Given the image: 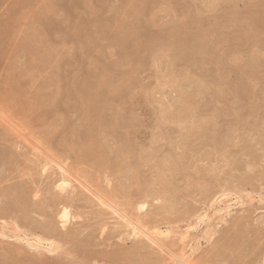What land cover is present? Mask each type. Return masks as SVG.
<instances>
[{
	"label": "rangeland",
	"instance_id": "1",
	"mask_svg": "<svg viewBox=\"0 0 264 264\" xmlns=\"http://www.w3.org/2000/svg\"><path fill=\"white\" fill-rule=\"evenodd\" d=\"M17 1L0 0V92L10 90L9 77L19 80L27 68L25 60L8 57L17 35L27 30L19 17L27 8H46L45 18L60 31V51L69 55L77 45V59L58 76L49 69L39 73L36 84L49 88L40 92L37 84L31 97L59 94L63 109L75 106V113L62 110L57 118L64 128L67 121L78 146H100L93 157L108 165L97 170L87 158L86 165H76L57 157L74 171L64 184L56 163L33 150L38 140L48 153L53 146L41 135L44 127L25 126L15 119L14 99L0 100V264H28L20 258L42 255L43 249L26 243L32 238L29 221L56 228L62 254L45 255L66 264H179L182 256L191 264H264V0ZM102 67L112 87L102 93L104 111L88 120L72 80L82 83ZM60 77H68L69 85L56 86ZM9 123L25 129L18 133ZM106 127L115 128L103 132ZM10 131L11 143H20L14 148L3 138ZM63 184L69 191L60 194ZM23 194L33 205L29 210ZM54 194L69 197L61 205L51 201ZM33 202L45 203L50 215ZM7 205L16 206L17 219L1 216ZM134 226L149 236H136Z\"/></svg>",
	"mask_w": 264,
	"mask_h": 264
},
{
	"label": "bare ground",
	"instance_id": "2",
	"mask_svg": "<svg viewBox=\"0 0 264 264\" xmlns=\"http://www.w3.org/2000/svg\"><path fill=\"white\" fill-rule=\"evenodd\" d=\"M9 1V0H8ZM19 1V0H18ZM17 1V2H18ZM25 1V0H24ZM31 1H33V0H31ZM35 1H37V0H35ZM44 1V0H43ZM42 0H38V2L41 4H43V3H45V2H43ZM19 3H20V1H19ZM35 4V2H31L30 3V5H31V7H32V4ZM21 4V3H20ZM27 4H29V2H27ZM13 5V4H12ZM37 5H39L38 3H37ZM36 5V6H37ZM44 6V5H43ZM28 6H25V8H27ZM30 7V6H29ZM35 7V6H34ZM42 8V7H41ZM29 8H27V10H28ZM51 9V8H50ZM27 10H25V13L24 14H21V17H19L21 20H20V22H21V25H23V26H26L27 27V30H25V31H20V34L19 35H17V40H16V42L14 43L15 45H14V47L12 48V50H11V52H10V55L8 56L9 58H14V59H21V60H25V62H26V67L27 68H25V69H23L24 70V73L20 76V78H19V80H13V78H10L9 77V80H8V83L10 82V90H8V91H6V90H3V91H6V92H0V100L1 101H4V102H7L8 103V101H11L10 99L12 98V99H14V101H15V109H16V117H15V119H20V121H21V123H24L25 124V126L27 125V124H35L36 126H40V127H44V130H43V132L41 133V135H42V137H44V139H45V141L49 138L50 139V141L52 142V144H53V146H50V147H48V149H49V153H48V151H47V149H44V148H41L39 145H37L38 143H39V137L37 138V144H35L34 145V143H33V145H34V149L33 150H35V152H43L46 156H47V158H49V160H51L52 162H54V163H56V166L58 167V169L61 171V174H62V176H63V180H65V182H64V184L66 183V181L68 180H66V177H68V176H71L70 175V172L71 171H73V170H69V164H67L68 162L65 160V159H71V160H73V161H75L76 162V165L77 164H79V165H81V163H82V165H86V161L85 162H83L86 158L90 161V164L91 163H94L95 164V166L98 168L97 170H99V168H103V166H105L106 164H107V162H104V160L103 159H98V157H96L97 156V153L99 154V152H97V150H99L100 149V146H97L96 145V147H94V145H93V143L92 144H88V145H86L85 147H81V146H78V144H77V142L75 141L76 139H74V138H76V135L75 134H72V136L71 135H69V130H67L66 128L69 126V124L67 123V121H66V128H64L62 125H61V123H60V120L57 118L58 116H57V114H59L58 112L59 111H64L65 113L66 112H76V110H75V106H73V105H71L70 104V106H72V107H70L69 109H63L62 107H61V105H60V103L62 102V100H64L63 99V96H62V99H61V97H60V95L58 94V96L56 97V98H52L51 99V97H50V99H48L47 97V99L46 98H44V97H31V91H32V89L34 88L35 89V86L38 84H36V80H37V77L39 78V73H45L46 71H47V69H49V70H52L53 72H56L57 73V76L59 75V73L60 72H63L64 70L66 71V68H69V67H72L73 68V65L75 64L74 62H75V60L77 59V58H75L76 56H75V53L76 52H78V48L77 47H75V46H77V45H75V46H72V47H70L71 48V51L72 52H70V54L69 55H66L65 53L64 54H62L63 52H64V49H62L63 50V52L62 51H60V49H59V42L57 41V36L59 35L58 33L60 32L59 30H57V27H56V25L54 26V24H55V22L52 20H48L47 18H45V17H47V16H49L48 15V13L46 12V8H42V10H40L41 12H36L35 10H33L32 8L29 10V11H27ZM58 15V14H57ZM89 15V14H88ZM17 17V16H16ZM50 17V16H49ZM58 18V17H57ZM68 18V17H67ZM257 19V18H256ZM67 20V19H66ZM14 21H16V20H14ZM13 21V22H14ZM58 21V20H57ZM79 21V20H78ZM18 22V21H17ZM53 22H54V24H53ZM60 23V22H59ZM67 23V22H66ZM16 24V23H15ZM39 24V25H38ZM68 24V23H67ZM67 24H65V25H67ZM19 26V27H22V26ZM36 25H38V26H36ZM59 25V24H58ZM64 25V24H63ZM8 26V25H7ZM103 26V25H102ZM5 27V26H4ZM3 27V28H4ZM9 27H10V25H9ZM13 28V27H12ZM18 29V28H17ZM22 29V28H21ZM2 31V30H1ZM5 33V32H4ZM4 33H2V34H4ZM8 33V32H7ZM6 33V34H7ZM13 33V32H12ZM116 33V32H115ZM9 34V33H8ZM7 34V35H8ZM15 34V33H14ZM17 34H18V32H17ZM72 34V33H71ZM77 34V33H76ZM69 36V35H68ZM2 37V36H1ZM59 37V36H58ZM70 39H71V37H69ZM167 39V38H166ZM6 42V41H5ZM69 42V41H68ZM6 44V43H5ZM63 44V43H62ZM71 45H72V43H70ZM2 45H3V43H2ZM64 47V46H63ZM54 50V51H51L52 53H49V54H47L45 51L46 50ZM81 50V49H80ZM70 51V50H69ZM50 52V51H49ZM66 52H67V50H66ZM194 53V52H193ZM86 54V53H85ZM77 55V54H76ZM77 57H78V55H77ZM125 59V58H124ZM12 61H13V59H12ZM18 62V61H17ZM11 63V62H10ZM121 63V62H120ZM14 64V63H13ZM12 63H11V65H13ZM25 66V65H24ZM173 66V65H172ZM71 68V69H72ZM76 68V67H75ZM99 69V68H98ZM68 70V69H67ZM22 73V72H21ZM51 73V72H50ZM73 74V73H72ZM82 74V73H81ZM62 75V74H61ZM60 75V76H61ZM87 75V74H86ZM89 75V74H88ZM72 76H74V75H72ZM76 76V75H75ZM81 76V75H80ZM84 76V75H83ZM41 77H42V75H41ZM79 77V76H78ZM72 78V77H71ZM86 78V77H85ZM109 75H108V71H107V68H105V67H102L101 69H100V71L98 72V74L96 75V76H93V77H87L86 79H84L83 81H82V83L81 82H78V81H76L77 80V78H76V80H72L73 81V88L76 90V92H77V94H75V95H78V97H79V101L81 100V103L85 106V109L84 108H82V110H85V112L83 113V116L84 117H86L87 119H88V117H92V116H95L96 115V113L98 112V110H100L101 112L102 111H104V109H100V108H102V107H104L103 105H101L104 101L102 100V98L103 99H105V95L103 96V92L107 89V88H110V87H112L111 86V82H110V80H109ZM41 79V78H40ZM67 79H69L68 77H65V78H62V77H60V78H58L55 82H53V83H55L56 84V86L58 85V86H60L61 84H63V83H66V85H69L67 82H69V80H67ZM80 79V78H79ZM51 80V79H50ZM55 84H53L54 86H55ZM39 86H40V92L41 91H43V90H45V89H47V88H49V87H47L46 86V84H38ZM37 85V87H39ZM64 85V84H63ZM65 85V86H66ZM56 86H55V89H56ZM69 87V86H68ZM27 88V89H26ZM63 88H66V87H63ZM72 89V88H71ZM71 89H69V90H71ZM31 90V91H30ZM35 90H38V89H35ZM64 90V89H63ZM116 90H118V89H116ZM62 91V90H61ZM65 93H67L66 91H64ZM74 92V91H73ZM57 93V92H56ZM62 94V93H61ZM69 95V94H68ZM67 95V96H68ZM102 95V96H101ZM73 96V95H72ZM250 96V95H249ZM49 97V96H48ZM74 98V97H73ZM69 99V98H68ZM71 99V98H70ZM73 100V99H72ZM75 100H77V98L75 99ZM74 100V101H75ZM70 101V100H69ZM0 103H2V102H0ZM4 104V103H3ZM64 104H66V103H64ZM7 105V104H6ZM14 105V104H13ZM65 106V105H64ZM77 107V106H76ZM78 109V108H77ZM5 112V111H4ZM8 112V111H7ZM13 113V112H12ZM67 113V114H68ZM3 114V113H2ZM4 114H6V113H4ZM8 114V113H7ZM6 114V116H9V115H7ZM9 114H10V110H9ZM14 114V113H13ZM12 114V115H13ZM56 114V115H55ZM66 114V115H67ZM11 115V116H12ZM72 115V114H71ZM75 115V114H74ZM102 115V114H101ZM4 116V115H3ZM10 116V117H11ZM14 116V115H13ZM78 116V115H77ZM76 116V117H77ZM106 116V115H105ZM1 117H2V115L0 116V121H1ZM68 117V116H67ZM71 117V116H70ZM4 118V117H3ZM9 118V117H8ZM73 118H74V116H73ZM5 119V118H4ZM51 119H53V122L52 123H50V120ZM63 119V118H62ZM68 119V118H67ZM72 119V118H71ZM92 119V118H91ZM77 120V119H76ZM80 120V119H79ZM89 120V119H88ZM6 121V120H5ZM4 121V122H5ZM9 121H11L12 122V120H9ZM9 121H6V122H9ZM19 121V120H18ZM78 121V120H77ZM13 123V122H12ZM15 123V122H14ZM63 123V122H62ZM69 123H71L70 121H69ZM81 123V122H80ZM118 123V122H117ZM6 124V123H5ZM10 125H11V127L13 128L14 127V125L13 124H11V123H9ZM76 124H77V122H76ZM107 124V123H106ZM7 125H8V123H7ZM9 125V126H10ZM13 125V126H12ZM15 125H17V124H15ZM22 125V124H21ZM90 125V124H89ZM100 125H101V123H100ZM1 126V125H0ZM8 126V127H9ZM17 126H19V125H17ZM17 126L15 127V128H17ZM77 126V125H76ZM79 126V125H78ZM99 127V126H98ZM103 127V126H102ZM15 128H13V129H15ZM20 128V127H19ZM22 128V127H21ZM21 128H20V130H21ZM113 128H115V127H106V128H103L102 129V131L103 132H106V129H108L107 131H108V133L110 132H112V131H114L113 130ZM22 129H25V128H22ZM35 129V128H34ZM40 129V128H39ZM38 129V130H39ZM15 130H17L18 131V128L17 129H15ZM19 130V131H20ZM1 131V130H0ZM4 131V130H3ZM7 131V129L5 130V132ZM19 131H18V133H19ZM23 131V130H22ZM22 131H20V132H22ZM25 131L26 130H24V133H25ZM78 130H76V133H78L77 132ZM2 132V131H1ZM11 132V131H10ZM9 132V134L8 133H6L5 134V136L3 135V133H2V135L4 136L3 138H4V141L7 143V142H9L10 141V139L12 140V136H10V134H13L14 133V131H13V133L11 132L10 133ZM34 132V131H33ZM38 132H40V131H38ZM80 132V131H79ZM16 133V132H15ZM1 134V133H0ZM37 134V133H36ZM104 134V133H103ZM14 136V138H15V136L16 135H13ZM17 136H19V134L17 135ZM32 136V135H31ZM34 136V135H33ZM0 137H2V136H0ZM20 137V136H19ZM28 137V136H27ZM27 137H25V138H27ZM46 137H48V138H46ZM78 137V136H77ZM94 137V136H93ZM92 137V138H93ZM101 137V136H100ZM18 138V137H17ZM29 139V138H28ZM41 139V138H40ZM80 139V138H79ZM91 139V138H90ZM21 140V139H20ZM24 140V139H23ZM30 140H31V138H30ZM33 140H34V138H33ZM81 140V139H80ZM79 140V141H80ZM18 140H15V141H13L12 143H14V142H17ZM82 141V140H81ZM1 142H3L2 140H1ZM24 142H25V140H24ZM42 142V141H41ZM40 142V143H41ZM10 143H11V141H10ZM10 143H8L7 145H9ZM10 144L11 146L13 145V144ZM19 142H17V144H18ZM47 143H50L49 142V140L47 141ZM2 144V143H1ZM16 144V143H15ZM20 144V143H19ZM42 144H43V142H42ZM96 144V143H95ZM5 145V143L3 144V146ZM30 145H32L31 143H30ZM41 145V144H40ZM51 145V144H50ZM82 145V144H81ZM15 146V145H14ZM25 147V146H24ZM99 148V149H97L96 150V156H94V157H96V158H94L93 157V152L95 151L94 150V148L96 149V148ZM8 148V147H7ZM12 148H14L13 146H12ZM18 148V147H17ZM45 148H46V146H45ZM42 149V150H41ZM14 150V149H13ZM13 150H9V152H12V154L15 156V157H17L15 154L16 153H14L13 152ZM21 151V150H20ZM8 152V153H9ZM25 152V151H24ZM27 152V151H26ZM29 152V151H28ZM51 152H53V153H51ZM7 153V154H8ZM10 154V153H9ZM53 154V155H52ZM22 155V154H21ZM11 156V155H10ZM14 156L12 157V158H14ZM23 157V156H22ZM57 157H66L64 160H65V162L64 163H61L60 161L59 162H56L55 160H57L56 158ZM12 158H9V160L11 161V159ZM29 158V157H28ZM46 158V157H45ZM15 159H17V158H15ZM60 159V158H59ZM14 160V159H13ZM18 160V159H17ZM44 160V159H43ZM63 160V161H64ZM42 161V160H41ZM47 161V160H46ZM72 161V162H73ZM40 162V161H39ZM9 163V162H8ZM11 163V162H10ZM20 163V162H19ZM26 163V162H25ZM48 163V162H47ZM84 163V164H83ZM88 163V162H87ZM45 164V163H44ZM51 164V163H50ZM89 164V165H90ZM94 164H91L90 166L91 167H93V165ZM47 165H49V163L47 164ZM46 165V166H47ZM54 165V164H53ZM108 165V164H107ZM51 166V165H50ZM45 167V166H44ZM43 168V167H42ZM55 168V167H54ZM105 168V167H104ZM48 170V169H47ZM35 171V170H34ZM54 171V170H53ZM101 171V170H100ZM45 172H47L46 170H45ZM55 172H57V171H55ZM74 172V171H73ZM72 172V173H73ZM96 172V171H95ZM103 172V171H102ZM44 173V172H43ZM71 173V174H72ZM88 173V172H87ZM101 173V172H100ZM22 174V173H21ZM33 174V173H32ZM42 174V173H41ZM40 174V176H42ZM72 175H74V177L76 176L75 174H72ZM27 176V175H26ZM60 176V175H59ZM58 176V177H59ZM17 177V176H16ZM22 177V176H21ZM30 177V176H29ZM95 177V176H94ZM77 178V177H76ZM24 179V178H23ZM78 179H79V177H78ZM77 179V180H78ZM98 179V178H97ZM34 180V179H33ZM32 180V181H33ZM56 180V179H55ZM35 181V180H34ZM71 181V180H70ZM70 181L68 182V183H70ZM94 183H96V179H94ZM24 182V181H23ZM40 182V181H39ZM59 183H60V181H58ZM63 182V181H62ZM82 182V181H81ZM80 182V183H81ZM7 183V182H6ZM48 183V182H47ZM88 183V182H87ZM98 183V182H97ZM16 184V183H15ZM36 184H38V183H36ZM62 185V186H60L59 187V190H60V194H61V192H68L69 190H66V188H67V184L66 185ZM71 184H72V182H71ZM18 185V184H17ZM31 186V185H30ZM88 186V185H87ZM86 186V187H87ZM91 186V185H90ZM89 186V187H90ZM96 186H97V184H96ZM6 187V186H5ZM14 187H15V185H14ZM17 187V186H16ZM27 187V186H26ZM56 187V186H55ZM92 187H94V186H92ZM13 188V187H12ZM11 188V189H12ZM18 188H21V187H18ZM51 188V187H50ZM58 188V187H57ZM69 188H70V186H69ZM88 188V187H87ZM17 189V188H16ZM15 188H14V191L16 190ZM32 189V188H31ZM35 189H36V187H35ZM86 189V188H85ZM92 189H94V188H92ZM23 190H24V188H23ZM39 190V189H38ZM55 190V189H54ZM90 192L92 191L91 189H88ZM9 191L10 190H8L7 192L9 193ZM19 192H21L22 190H18ZM37 191V190H36ZM94 191V190H93ZM19 192H15V193H19ZM6 193V192H5ZM4 193V194H5ZM23 193V191L20 193V194H22ZM26 193V192H25ZM24 193V194H25ZM28 193V192H27ZM38 193H40V192H38ZM47 193H49V191L47 192ZM53 193V192H52ZM58 193V192H57ZM70 193V192H69ZM74 193V192H73ZM7 194V193H6ZM12 194H14L13 193V190H12ZM24 194H23V197H24ZM29 194V197L31 196L30 195V192L28 193ZM15 195V194H14ZM19 195V194H18ZM27 195V194H26ZM25 195V196H26ZM38 195V194H37ZM68 195V194H67ZM72 195V194H71ZM103 195V194H102ZM7 196V195H6ZM17 196V195H16ZM15 196V197H16ZM21 195H19V196H17V197H20ZM63 196L65 197V194H63ZM63 196L62 195H59V194H54V195H51V201H54V203H57V202H64V201H62L64 198H63ZM76 196V195H75ZM74 196V197H75ZM96 196V195H95ZM100 196H101V194L99 195V197L97 196V198H99L102 202H105V204H109V205H111L110 204V201L108 202V203H106V201H104V200H102L101 198H100ZM12 197V196H11ZM47 197H48V195H47ZM67 197H69V195L67 196ZM67 197H65V198H67ZM35 198V197H34ZM37 198V197H36ZM63 198V199H62ZM73 198V197H72ZM16 199L17 198H14L13 200L14 201H16ZM21 199V198H20ZM23 199V200H22ZM21 200H22V204L23 205H25L26 207H27V209L29 210V208L31 207V206H33L32 205V203H31V201H27V199L24 197V198H22ZM47 199H49V197L47 198ZM10 200V199H9ZM29 200H31V198L29 199ZM36 200V199H35ZM65 200V199H64ZM71 200V199H70ZM69 200V201H70ZM11 201H12V199H11ZM34 201V200H33ZM40 200H38V202H39ZM48 202H50L49 200H47ZM72 201V200H71ZM74 201V200H73ZM108 201V200H107ZM29 202L31 203V205L29 204ZM35 203H36V201H34ZM33 202V204L35 205V203ZM16 203H20V201L19 200H17L16 202H14V204H16ZM60 203H59V205H60ZM65 203V202H64ZM38 204H40V203H37L35 206H37ZM41 204H42V202H41ZM40 204V205H41ZM44 205H45V203H44ZM44 205L42 204L40 207H42L41 209L42 210H39V208L36 210L35 209V211L36 212H38V210L41 212H43L45 209H49V208H46L45 207V209H44ZM61 205H63L62 203H61ZM66 205V204H65ZM70 205V204H69ZM20 206V205H19ZM49 206H52V205H49ZM58 206V205H57ZM71 206V205H70ZM18 207V206H17ZM21 207L25 210V208H24V206H22L21 205ZM29 207V208H28ZM64 207V206H63ZM62 207V208H63ZM16 208V206H13V205H7L6 206V208H4L5 210L3 211V213H1V216H3V217H8V216H15V215H17L18 214V211H17V208ZM35 208V207H34ZM66 208V207H65ZM221 208V207H220ZM228 208H226V210H227ZM20 210V209H19ZM22 210V209H21ZM19 211V213L21 212L22 213V211ZM32 210V209H31ZM112 210V209H111ZM222 210H224V209H222ZM229 210V209H228ZM120 211V210H119ZM30 212H32V211H30ZM36 212H32V213H36ZM39 212V213H40ZM45 212V211H44ZM223 212V211H222ZM15 213V214H14ZM45 213H50L49 211L48 212H45ZM44 213V214H45ZM70 211H69V209H68V211H67V209H65L64 211H63V213H62V219H63V223L62 224H64V226H66L67 224H68V221H69V216H70ZM37 214V213H36ZM24 215H25V213H24ZM39 215H42L41 213L39 214ZM50 215V214H49ZM48 215V216H49ZM8 217V218H12V219H17L16 217L17 216H15V217ZM46 216V214L44 215V217ZM118 216V215H117ZM23 217V216H22ZM27 217H28V215H27ZM42 217H43V215H42ZM47 217V216H46ZM50 217V216H49ZM48 217V218H49ZM22 219V218H21ZM121 219V218H120ZM20 220V219H19ZM47 220V219H46ZM15 221V220H14ZM26 221V220H25ZM51 221V220H50ZM18 223V222H17ZM42 222L40 221V223L37 225V224H35L34 222H31V221H29V224H30V229H28L27 230V233H28V235L30 236V237H32V238H30V240H27L26 239V243H27V245H28V247H30V248H33V249H36V250H40V249H43V253H42V255H40L39 254V252H41V251H39V252H37V254L38 255H36V254H31V253H29V254H31V256L30 255H28L29 257H27V254L24 256V257H22V258H20V262L22 263V262H26V263H28V264H66L65 263V261H61L60 259H54V257H49V256H46L45 255V253H48V255H49V253H51V254H55V255H57L58 253H60L59 252V247H58V243H56V240L54 241V238L55 237H57L58 236V232H57V230H56V228H54V226L52 225V224H50L49 222V224L47 223V224H41ZM127 223V222H126ZM133 223V222H132ZM129 224V223H128ZM135 224V223H134ZM137 224V223H136ZM127 225V224H126ZM132 226H133V224H132ZM131 227V226H130ZM129 227V228H130ZM134 234L136 235V236H141V235H145V237L146 236H149L148 235V233L147 232H145L143 229H141L140 227H138V226H134ZM18 230V229H17ZM17 230H16V232H17ZM18 233V232H17ZM40 234H43V235H45V236H48V237H51V238H53V240H52V242L51 241H47V240H45L44 238H42L41 236H39ZM150 234V233H149ZM25 236H27V235H25ZM29 236H28V238H29ZM73 237H75V236H73ZM72 237V238H73ZM143 237V236H142ZM151 237V236H150ZM16 238V237H15ZM141 238V237H140ZM157 238H159V237H157ZM157 238H156V240H157ZM161 238V237H160ZM22 240V239H21ZM153 242H155L156 243V240H154L153 238L151 239ZM183 240V239H182ZM24 242V241H23ZM43 242H47L46 244L47 245H44L43 244ZM157 242H160V241H158L157 240ZM159 244V243H158ZM160 245V244H159ZM162 245V244H161ZM163 247V246H162ZM32 249V250H33ZM24 250H26V249H24ZM164 250V249H163ZM23 252V254H25L24 252L25 251H22ZM27 252V251H26ZM35 252V251H34ZM28 253V252H27ZM162 253V252H161ZM168 253V252H167ZM21 254V253H20ZM22 254V255H23ZM60 254H62V253H60ZM184 255V254H183ZM186 255V254H185ZM52 256V255H51ZM177 256V255H176ZM19 257H21V256H19ZM56 257V256H55ZM57 258V257H56ZM22 259V260H21ZM117 260V262H118V259H116ZM116 260H115V262H116ZM18 262H19V260H17ZM179 261H180V263H179ZM112 262V261H111ZM116 262V264H119V263H117ZM203 262V261H202ZM178 263L179 264H191L190 263V261L187 259V258H185V256H182V257H178ZM200 263V262H199ZM204 263V262H203ZM14 264H17V263H14ZM18 264H20V263H18ZM113 264H115V263H113ZM204 264H206V263H204ZM208 264V263H207Z\"/></svg>",
	"mask_w": 264,
	"mask_h": 264
}]
</instances>
